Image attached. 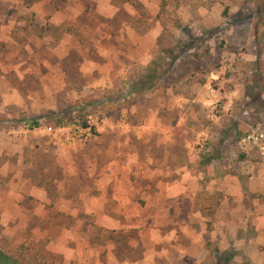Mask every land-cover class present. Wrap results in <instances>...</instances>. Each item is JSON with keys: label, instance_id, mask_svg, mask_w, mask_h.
I'll use <instances>...</instances> for the list:
<instances>
[{"label": "rangeland", "instance_id": "1", "mask_svg": "<svg viewBox=\"0 0 264 264\" xmlns=\"http://www.w3.org/2000/svg\"><path fill=\"white\" fill-rule=\"evenodd\" d=\"M154 66L160 86L132 90ZM69 107L98 135L23 124ZM257 130L264 0H0V248L23 264H251L229 252L264 251L246 217L264 212V144L242 142ZM173 178L193 192L185 243L207 255L162 253L175 248L153 219L176 212L156 185ZM122 179L138 184L124 207ZM241 200V222L221 221ZM227 226L246 239H222Z\"/></svg>", "mask_w": 264, "mask_h": 264}, {"label": "crops", "instance_id": "2", "mask_svg": "<svg viewBox=\"0 0 264 264\" xmlns=\"http://www.w3.org/2000/svg\"><path fill=\"white\" fill-rule=\"evenodd\" d=\"M126 152H128V153L131 152L132 155H134V156L138 155V151L136 148H134L133 151L127 150ZM134 156H132L131 158H133ZM129 171L131 173L133 172L132 169H129ZM191 171L192 170L190 168H187L186 166L178 167L176 169L174 168V170L172 171V175L175 176L176 174H181V173L187 175V174H190ZM122 180L123 181L113 180L110 182L113 184V186L115 187L116 190L118 189L117 190L118 193H121V195L115 197V198H117V200L118 199L122 200V204L120 203V207H124V199H125L124 195H126L127 191L134 192L136 189V186H138L137 181H135V182L129 181V184L127 185V184H125L124 179H122ZM156 186L159 190V194H157V197L159 199H163L164 202L167 201L169 210H172V212H174V211L176 212L175 215L169 214L168 219H166V217L161 218L159 215H156L153 219V221L162 223V225L159 227L160 231H165V230L168 231L167 235H163L162 234L163 232H160V238H159L160 242L159 243H163V242L168 243L169 242L170 245L175 248L174 252L173 251L170 252L169 250H163L162 253L165 256H168V255L170 256V255L176 254L177 257L181 256V259L183 261H184L185 256H193L194 254L195 255L197 254L196 256L207 255L208 252L205 251V249H203L204 251L200 250V251L192 252L190 245L189 244L187 245V243H185L186 240H189V241L192 240L191 229H192V220H193L192 219V211H193V206H194V200H193V195H192L193 192H192L191 185L187 186L186 182L182 183V182L178 181L176 178H173L171 180V182L167 185V188L164 187L165 185H162L158 182H157ZM251 187H252V191H253L252 193L259 191V189L256 188L255 185L254 186L251 185ZM123 190L124 191L126 190V191L123 192ZM248 197H249V202H250L251 201L250 194L248 195ZM241 201H239L235 205V206H237L236 209H232V210L227 209L228 211L224 212L226 214H225L224 219L221 221H224L226 224H228L229 222H235V221L241 222L240 217H241V214L243 213L242 208L246 207L244 201L243 200H241ZM222 204L225 205L226 207H230L228 205V202H226V203L223 202ZM164 205H165V207L167 206L166 204H164ZM158 206H160V204ZM177 213L180 215L178 216ZM256 213L257 212L255 211V209L251 208L248 211V214L246 215L247 221H249V220L251 221V218L254 215L253 220L255 222L263 221V223H264V212L259 213V215H262V213H263L262 218H261V216H257ZM112 219L113 218L111 216L107 217V220L109 222H112L113 221ZM129 219L130 220H127V221L144 222V217H141L139 215H134L131 218L129 217ZM119 221L122 222L121 220H118V222ZM219 222H220V220H219ZM113 229H115V228H113ZM178 229H179L181 236H179ZM226 229H228V230H226V231H228V234H226L227 235L226 236L225 234L221 233L222 239L235 240L237 238V236H240L241 239H246L245 236L239 235V231H235V232L231 231V230H229L228 226L226 227ZM260 234L262 235V233H260ZM225 236H226V238H225ZM174 238L176 241L175 244H173ZM179 238H181L183 241L179 242L178 241ZM196 243H197V245H200L201 248H203L206 242H205V239L202 238L201 240H198V242H196ZM244 246H245L244 244H242V246H241V243L236 244L232 247V250H230L229 253L232 255L235 254L236 252L238 254H242V252H240V251H244V254L248 255L247 260H250L251 264H264V251L260 247V244L258 247H256L255 250L250 251V252H247L245 250ZM231 251H233V252H231Z\"/></svg>", "mask_w": 264, "mask_h": 264}, {"label": "trees", "instance_id": "3", "mask_svg": "<svg viewBox=\"0 0 264 264\" xmlns=\"http://www.w3.org/2000/svg\"><path fill=\"white\" fill-rule=\"evenodd\" d=\"M171 67L173 61L171 62ZM157 66L147 69L146 75L132 87V90H142L144 92L155 91L160 86V79L163 74L157 72ZM83 109V108H82ZM73 107L62 109L58 112L52 111L45 117L44 121L41 118L24 119L23 124L28 129L41 128L44 125L52 124L54 127L62 128L76 123L81 129L90 131L92 135H98L96 126L92 125L89 120V112L80 110V115L75 114ZM0 264H23L18 258L9 252L0 248Z\"/></svg>", "mask_w": 264, "mask_h": 264}, {"label": "built area", "instance_id": "4", "mask_svg": "<svg viewBox=\"0 0 264 264\" xmlns=\"http://www.w3.org/2000/svg\"><path fill=\"white\" fill-rule=\"evenodd\" d=\"M242 142L245 144H264V130H257L249 133L242 139ZM262 148L264 149V146H262Z\"/></svg>", "mask_w": 264, "mask_h": 264}]
</instances>
